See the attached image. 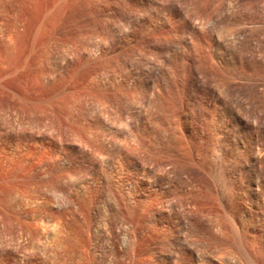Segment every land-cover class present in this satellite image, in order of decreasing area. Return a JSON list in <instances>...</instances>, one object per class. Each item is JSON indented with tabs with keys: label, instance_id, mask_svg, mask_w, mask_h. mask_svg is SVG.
Segmentation results:
<instances>
[{
	"label": "rangeland",
	"instance_id": "1",
	"mask_svg": "<svg viewBox=\"0 0 264 264\" xmlns=\"http://www.w3.org/2000/svg\"><path fill=\"white\" fill-rule=\"evenodd\" d=\"M0 264H264V0H0Z\"/></svg>",
	"mask_w": 264,
	"mask_h": 264
}]
</instances>
